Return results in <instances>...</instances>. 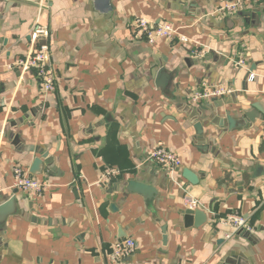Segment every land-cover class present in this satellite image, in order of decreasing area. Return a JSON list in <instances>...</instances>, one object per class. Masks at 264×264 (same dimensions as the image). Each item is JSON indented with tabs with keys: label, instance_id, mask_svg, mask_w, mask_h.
Listing matches in <instances>:
<instances>
[{
	"label": "crops",
	"instance_id": "obj_1",
	"mask_svg": "<svg viewBox=\"0 0 264 264\" xmlns=\"http://www.w3.org/2000/svg\"><path fill=\"white\" fill-rule=\"evenodd\" d=\"M136 17L189 43L133 41ZM43 43L47 95L7 68ZM158 145L178 170L148 159ZM15 164L52 189H12ZM105 168L120 176L98 186ZM126 239L134 252L114 261ZM0 264H264V0H0Z\"/></svg>",
	"mask_w": 264,
	"mask_h": 264
},
{
	"label": "built area",
	"instance_id": "obj_2",
	"mask_svg": "<svg viewBox=\"0 0 264 264\" xmlns=\"http://www.w3.org/2000/svg\"><path fill=\"white\" fill-rule=\"evenodd\" d=\"M238 8V4H225L217 12H234ZM36 39L46 38L48 36L45 28H37L33 32ZM130 39L133 41H141L146 44L152 45L158 41L165 40L173 42L176 40L180 44H188L189 39L178 33L177 29L169 22H154L146 18L136 17L130 24ZM197 56L200 54L197 51H192ZM8 69H19L20 71H32L39 84L40 91L43 95H47L54 90V76L48 64V45L43 43L39 45L35 51L30 52L28 55L17 58L7 65ZM223 94V90L215 89L214 92L206 94L207 96H219ZM198 98L194 97V100ZM149 160L156 163L163 170L173 173L181 166V160L175 152H172L164 146L158 145L149 153ZM120 176V172L115 168H105L97 181V185L107 184ZM12 186L11 188L25 193L30 198L38 200L44 194L52 189V185L41 182L33 178L30 173L20 164H15L12 167ZM185 206L188 210L199 209L197 200L190 197L185 198ZM222 225L231 229L232 233L242 231L246 234H254V229L249 226L247 220L239 216H227L221 220ZM229 235L225 238L228 239ZM135 250V242L132 239L118 241L113 244L111 248V257L114 261L120 260L132 254Z\"/></svg>",
	"mask_w": 264,
	"mask_h": 264
},
{
	"label": "water",
	"instance_id": "obj_3",
	"mask_svg": "<svg viewBox=\"0 0 264 264\" xmlns=\"http://www.w3.org/2000/svg\"><path fill=\"white\" fill-rule=\"evenodd\" d=\"M182 176L183 178L188 181L190 184L195 185L197 183V179L195 177L194 174H192V172H190L189 170H183L182 172ZM132 184L136 187L142 188L143 186L136 183V182H132ZM192 217L196 218V221L198 222L201 218V216L199 215V211H192V210H187L185 212V217H184V221H185V225L186 226H191L193 224V219Z\"/></svg>",
	"mask_w": 264,
	"mask_h": 264
}]
</instances>
